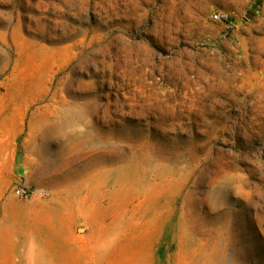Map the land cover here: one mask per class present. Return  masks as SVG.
<instances>
[{"label": "rangeland", "instance_id": "374dc122", "mask_svg": "<svg viewBox=\"0 0 264 264\" xmlns=\"http://www.w3.org/2000/svg\"><path fill=\"white\" fill-rule=\"evenodd\" d=\"M1 177L0 264H264V0H0Z\"/></svg>", "mask_w": 264, "mask_h": 264}, {"label": "built area", "instance_id": "2783aa9c", "mask_svg": "<svg viewBox=\"0 0 264 264\" xmlns=\"http://www.w3.org/2000/svg\"><path fill=\"white\" fill-rule=\"evenodd\" d=\"M13 193L19 197H28L31 195V190L27 186L18 185L14 188Z\"/></svg>", "mask_w": 264, "mask_h": 264}, {"label": "bare ground", "instance_id": "6f19581e", "mask_svg": "<svg viewBox=\"0 0 264 264\" xmlns=\"http://www.w3.org/2000/svg\"><path fill=\"white\" fill-rule=\"evenodd\" d=\"M105 176H106V174L104 175V177H105ZM102 182H103V181H102ZM58 195H59V194H58ZM59 196H60V195H59ZM64 196L66 197V195H64ZM62 198H63V194H62ZM64 199H66V198H64ZM59 200L62 201V199H59ZM66 200H67V199H66ZM66 200H65V201H66ZM70 200H71V199H70ZM55 202H56V201H55ZM55 202H54V200H53L52 202H48V203L50 204V206H49V204H48L47 206H48L49 208H50V207L53 208L54 206H52V205H53ZM67 202H68V200H67ZM60 203H61V202H60ZM62 203H64V202H62ZM57 205H58V202H57ZM57 205H56V206H57ZM56 206H55V207H56ZM48 207H47V208H48ZM49 208H48V209H49ZM55 233H56V232H55ZM2 234H3V233H2Z\"/></svg>", "mask_w": 264, "mask_h": 264}, {"label": "crops", "instance_id": "0c3cea01", "mask_svg": "<svg viewBox=\"0 0 264 264\" xmlns=\"http://www.w3.org/2000/svg\"><path fill=\"white\" fill-rule=\"evenodd\" d=\"M0 180H2V181H6L7 179L6 178H0ZM7 183H3L2 185H1V187L2 188H0V193H1V195L3 196V192L5 191V185H6ZM8 197V196H7Z\"/></svg>", "mask_w": 264, "mask_h": 264}]
</instances>
